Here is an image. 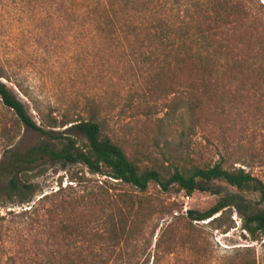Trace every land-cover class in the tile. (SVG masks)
Listing matches in <instances>:
<instances>
[{"label":"trees","instance_id":"trees-1","mask_svg":"<svg viewBox=\"0 0 264 264\" xmlns=\"http://www.w3.org/2000/svg\"><path fill=\"white\" fill-rule=\"evenodd\" d=\"M193 1L62 3L66 12L78 11V25L82 28L92 27L107 34L105 40L134 46L135 51L129 55L147 65L144 73L154 74L145 91L136 100L131 96L126 103L130 109L146 111L134 133L125 125L118 134L110 125L109 114L95 102L86 105L84 116L75 117H44L36 108L40 115L37 125L7 83L26 98L32 99L31 95L0 64L2 105L15 115L18 124L40 136L39 143L15 154L12 164L0 170V183L6 182L3 195L8 203L19 206L33 201L36 188L31 179L37 174L30 171L39 167L44 172L47 163L62 168L80 164L91 174L113 180L105 182L110 183L108 190L118 184L131 189L89 205L84 203L83 196L59 198L60 189L51 196L43 195L37 200L39 207H35V202L30 209L16 214L29 220L26 235L18 229L10 230L5 226V216L0 215V264H149L150 254H128L122 248L135 242L147 221L158 213L157 207H163L144 195L150 185L163 193L183 192L187 197L195 191L219 195L217 182L234 189L219 196L206 210L187 211L183 219L191 248L197 244L201 231L194 222L206 221L203 228L226 233L234 228V213L251 240L264 237V208L259 206L264 202V183L250 171L234 166L239 162L246 166V162L235 160L228 166L233 157L228 152L219 153V159L211 162L171 149L170 139L175 132L172 121L178 110L186 113L190 128L215 126V119L234 99L225 96L234 92L227 83L245 71L258 73L253 69L252 53L256 46L264 47V18L258 10L253 12L249 8L252 0H206L192 6ZM259 7L264 9L260 3ZM176 94V101L169 106L170 118L166 122L163 118L152 120L150 101ZM60 128L63 130L58 131ZM159 143L157 157L155 149ZM254 194L258 202L247 198ZM49 201L51 204L46 207L45 202ZM170 205L168 213L173 214L178 206L174 202ZM156 230L154 227L145 240V251L151 247ZM162 240L163 233L157 237L155 248ZM224 264H257L255 250L250 246L238 247Z\"/></svg>","mask_w":264,"mask_h":264},{"label":"rangeland","instance_id":"rangeland-1","mask_svg":"<svg viewBox=\"0 0 264 264\" xmlns=\"http://www.w3.org/2000/svg\"><path fill=\"white\" fill-rule=\"evenodd\" d=\"M65 2L70 3V0H0V64L12 78L19 80L32 99L26 98L13 84L7 85L24 103L37 125L40 123L37 109L44 117L60 118L63 114L84 116L86 105L95 102L109 114L112 119L110 125L118 134L121 126L125 125H129L134 133L146 111L130 109L126 103L131 96L136 100L145 91L146 83L154 74L152 71L144 73L147 65L129 55L135 51L134 46L105 40L107 34L78 25L81 21L78 11L66 12L62 7ZM205 2L194 0L192 6ZM259 3L264 5L263 0H252L249 8L253 12L258 10L264 18V9L259 7ZM7 12L13 16L8 17ZM252 56L253 69L258 73L245 71L227 83L234 92H227L225 96L234 99L215 119L217 126L209 124L207 127L190 128L186 113L178 110L173 116L175 132L170 140L171 149L199 155L205 161L214 162L219 159V153L228 152L233 155L228 166L235 160H242L246 166L241 162L234 166L250 171L264 183V47L256 46ZM176 97L177 94L168 95L150 101V118H163L166 122L171 116L169 106ZM39 141V134L18 124L15 115L0 101V170L12 164L15 154L27 151ZM78 141L83 139L79 137ZM158 146L155 156L160 157L161 143ZM45 165L47 169L44 172H40L39 167L30 171L37 174L31 179L36 192L30 204L18 206L8 203L3 195L6 182L0 183V215L5 216V226L10 230L18 229L26 235L25 226L29 220L16 217V214L30 209L43 195L51 196L59 189V198L68 200L83 196L87 205L99 203L108 195L131 191L119 184L108 190L110 183L105 182L113 180L91 174L80 164L65 168L49 163ZM216 186L221 191L219 195L195 191L187 197L183 192L178 195L163 193L150 185L144 195L163 207H157L158 213L147 221L143 233L122 250L128 254H150L149 264H224L236 248L250 246L255 250L257 264H264V237L251 240L235 213L232 216L234 228L226 233L203 228L206 221L194 222L193 225L201 231L197 234V244L191 248L183 219L187 211L206 210L219 196L234 191L224 182H217ZM247 198L253 202L259 200L255 194ZM173 202L178 209L170 214L168 211ZM50 204V201L45 202L46 207ZM36 206L40 204L37 202ZM259 206L264 208V202ZM9 211L12 213L8 214ZM154 227L157 230L152 245L145 251V240L150 238ZM162 233V243L155 248L157 237Z\"/></svg>","mask_w":264,"mask_h":264}]
</instances>
